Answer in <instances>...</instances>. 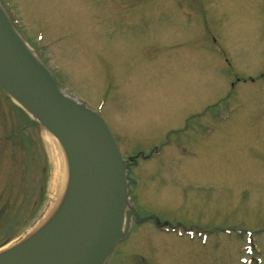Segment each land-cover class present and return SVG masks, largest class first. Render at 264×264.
<instances>
[{"label":"rangeland","instance_id":"1","mask_svg":"<svg viewBox=\"0 0 264 264\" xmlns=\"http://www.w3.org/2000/svg\"><path fill=\"white\" fill-rule=\"evenodd\" d=\"M125 162L103 264H264V0H0ZM46 133L0 86V249L50 204Z\"/></svg>","mask_w":264,"mask_h":264},{"label":"water","instance_id":"2","mask_svg":"<svg viewBox=\"0 0 264 264\" xmlns=\"http://www.w3.org/2000/svg\"><path fill=\"white\" fill-rule=\"evenodd\" d=\"M0 86L63 144L79 179L76 199L74 170L66 159L70 194L65 207L74 205L71 217H56L42 234H34L45 236L41 241L1 258L0 264H103L123 236L111 244L125 202V162L101 120L82 116L59 94L1 13Z\"/></svg>","mask_w":264,"mask_h":264},{"label":"bare ground","instance_id":"3","mask_svg":"<svg viewBox=\"0 0 264 264\" xmlns=\"http://www.w3.org/2000/svg\"><path fill=\"white\" fill-rule=\"evenodd\" d=\"M20 106H22L26 112H30L28 109H26L21 102H18V100H15ZM32 114V113H31ZM86 114V111L83 109L82 116L89 117L88 114ZM43 141L45 142V145L47 149L49 150L50 158L52 160L53 165V176H52V183H51V195H50V204L48 206V209L46 210V213L42 217V220L40 223L33 228L32 232L28 233L26 236H24L23 240L18 243H13V245H6L3 248L0 249V259L4 258L12 253L19 252V249H24V247L31 245L34 240L35 241H41L45 236L40 235L37 238H33L34 234L41 233L43 228L47 227L48 225H51L54 221V219L58 216H60V221L65 220L67 221L69 217H71L73 212V206H71L69 209L65 207L67 201H68V195L70 194L69 189V182L66 180L67 176V160L69 164L71 163V160L69 159L68 152L65 150L63 144L56 140V138L49 132L46 131V133H43ZM67 159V160H66ZM71 169L74 170V187L76 189L75 196L76 199H78L79 195V179L77 178L76 170L72 167V164H70ZM75 201V200H74ZM78 201V200H77ZM58 221V222H60ZM57 224V223H56ZM122 223L121 220L117 224L116 231L113 235V240L111 244L117 239V236H119L122 233ZM46 235V234H45Z\"/></svg>","mask_w":264,"mask_h":264}]
</instances>
